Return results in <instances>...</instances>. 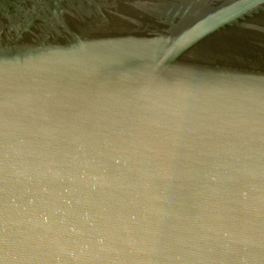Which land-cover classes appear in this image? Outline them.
Here are the masks:
<instances>
[{"label":"water","instance_id":"1","mask_svg":"<svg viewBox=\"0 0 264 264\" xmlns=\"http://www.w3.org/2000/svg\"><path fill=\"white\" fill-rule=\"evenodd\" d=\"M0 264H264V0H0Z\"/></svg>","mask_w":264,"mask_h":264}]
</instances>
